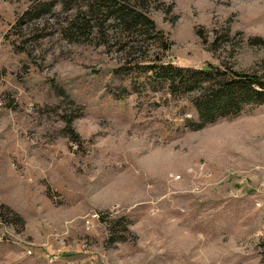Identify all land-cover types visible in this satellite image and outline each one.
<instances>
[{
	"label": "rangeland",
	"instance_id": "obj_1",
	"mask_svg": "<svg viewBox=\"0 0 264 264\" xmlns=\"http://www.w3.org/2000/svg\"><path fill=\"white\" fill-rule=\"evenodd\" d=\"M120 1L0 0V264H264V104L195 129L149 69L264 78V0Z\"/></svg>",
	"mask_w": 264,
	"mask_h": 264
},
{
	"label": "trees",
	"instance_id": "obj_2",
	"mask_svg": "<svg viewBox=\"0 0 264 264\" xmlns=\"http://www.w3.org/2000/svg\"><path fill=\"white\" fill-rule=\"evenodd\" d=\"M98 3L126 29L154 28L140 10L123 1L98 0ZM149 69L154 77L164 80L171 88L194 93L191 103L197 115V123H193L195 129L223 118L235 117L245 106L264 104V78L253 74H240L231 69L222 72L209 65L199 70L162 64Z\"/></svg>",
	"mask_w": 264,
	"mask_h": 264
},
{
	"label": "built area",
	"instance_id": "obj_3",
	"mask_svg": "<svg viewBox=\"0 0 264 264\" xmlns=\"http://www.w3.org/2000/svg\"><path fill=\"white\" fill-rule=\"evenodd\" d=\"M86 223H87L88 225L90 224L89 221H87ZM0 239H1V237H0Z\"/></svg>",
	"mask_w": 264,
	"mask_h": 264
}]
</instances>
